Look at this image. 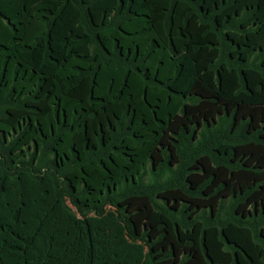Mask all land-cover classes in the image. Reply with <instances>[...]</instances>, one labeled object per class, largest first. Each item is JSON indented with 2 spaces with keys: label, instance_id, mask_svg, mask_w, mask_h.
<instances>
[{
  "label": "trees",
  "instance_id": "16d2710c",
  "mask_svg": "<svg viewBox=\"0 0 264 264\" xmlns=\"http://www.w3.org/2000/svg\"><path fill=\"white\" fill-rule=\"evenodd\" d=\"M0 264H264V0H0Z\"/></svg>",
  "mask_w": 264,
  "mask_h": 264
}]
</instances>
